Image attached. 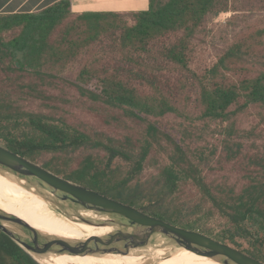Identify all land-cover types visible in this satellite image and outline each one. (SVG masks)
Instances as JSON below:
<instances>
[{
  "label": "trees",
  "instance_id": "16d2710c",
  "mask_svg": "<svg viewBox=\"0 0 264 264\" xmlns=\"http://www.w3.org/2000/svg\"><path fill=\"white\" fill-rule=\"evenodd\" d=\"M228 1L148 0L145 10L75 13L70 0H59L34 12L0 13L2 145L64 178L205 233L264 262V254L258 249L245 250L236 241L258 236L259 241L264 240V175L239 191L227 186L215 189L205 181L183 146L152 122H146L138 137L116 138L102 131L87 132L18 103L21 96L50 106L59 84L72 83L79 95L121 109L125 116L137 120H144L143 115L169 112L189 118L164 93L171 85L175 91L190 84L196 87L200 106L196 118L224 120L231 113L228 108L240 96L245 98L243 106L251 102L264 104V71L227 84L221 77L215 82L217 65L201 73L189 67V40L208 17L227 11ZM170 35H175L174 39L165 40ZM88 47H98L122 66H105L106 59L103 68L83 65L73 81L50 68L65 65ZM239 51V45H231L219 62ZM13 83L18 88L14 95L9 90ZM144 86L152 92L141 94L140 87ZM162 141L166 144V162L156 161V172L140 179L152 150L162 146ZM95 152L97 156H93ZM98 152H103V162ZM46 153L53 154V159L42 162L41 156ZM75 153L80 156L76 167L67 171L65 166L57 165L58 157ZM114 161L124 162L127 168L123 170L119 163L113 167ZM184 184H189L194 195L179 200ZM214 213L226 219L229 233L212 234L196 219ZM116 261L135 264L122 257ZM0 264L40 263L0 230Z\"/></svg>",
  "mask_w": 264,
  "mask_h": 264
},
{
  "label": "rangeland",
  "instance_id": "374dc122",
  "mask_svg": "<svg viewBox=\"0 0 264 264\" xmlns=\"http://www.w3.org/2000/svg\"><path fill=\"white\" fill-rule=\"evenodd\" d=\"M227 6V11L208 17L203 27L191 37L188 43V60L190 69L196 73H201L204 69L217 65V73L213 77L215 82H219L218 79L221 77L227 84H231L243 78H252L264 71V0H229ZM126 20L129 23L131 22L128 17ZM174 37L175 35H170L165 40H172ZM231 45H239L240 51L233 56L226 57L224 62L220 63L221 55ZM239 55L240 58H238ZM116 57L119 56L116 55ZM105 59V66L110 68L122 66L121 63H117L114 58L99 50L98 47H88L83 48L74 59L65 65L61 67L50 66V68L53 71H58L60 76L73 81L83 65L89 64L96 68H103ZM173 87L171 85L169 90L165 89L164 93L189 118L169 112L158 116L143 115L144 120H137L125 116L121 109L106 106L100 101H93L79 95L72 83L59 84L60 89L55 91L54 98L49 101L50 106H44L38 100L33 102L25 100L21 96L18 97V103L23 108L44 111L54 117L64 119L66 122L74 124L77 128L79 127L87 132L102 131L116 138H121L123 135L138 137L143 133L146 122H152L159 130L168 133L183 146L189 158L198 165L205 181L215 189L227 186L239 191L253 179H260L264 175V104L251 102L243 106L245 98L240 96L230 105L228 109L231 113L224 120L196 118L200 110V106L196 101V87L192 84L184 88L180 86L181 89L177 91ZM9 90L14 95L13 91L18 90V88L13 83ZM139 92L148 94L152 90L150 87L144 86L140 87ZM0 144H3L1 138ZM165 145V141H162V146H155L152 150L149 156V165L142 171L139 176L140 179L144 180L154 174L158 162H166L167 159L163 149ZM93 156H97L96 152L93 153ZM98 156L103 162V152H98ZM79 158L78 153L62 158L58 157L57 165L65 166L69 171L71 168L76 167ZM52 159L53 154L51 153L41 156L42 162ZM37 163L42 165L40 162ZM118 163L121 164L120 167L123 170L127 168L124 162L118 161H114L112 166L114 167ZM6 177L11 179L10 176L6 175ZM18 185L32 190L38 197L44 199L30 187L32 186L30 183L24 181V183H18ZM179 194V200L194 195L189 184H184ZM22 202H28V200L19 197L18 203ZM47 202L57 213L66 218V215L60 209H57L49 201ZM0 204L5 206L1 201ZM62 204L69 205V203ZM67 212V218L79 220L76 219L74 211L67 209ZM82 215L91 218L89 215ZM196 219L200 225L211 230L212 234L229 233L227 231L229 225L226 223V219L218 213L207 217L196 216ZM5 224L10 229H14L25 240L30 238L27 229L10 222ZM259 237L236 238V241L241 248L249 251L256 248L263 255L264 240L259 241ZM158 238L159 242L152 243L155 238L150 239L143 248L152 246L154 249H161L162 247L175 245L161 236H158ZM40 254H50V251ZM116 255L117 253L113 252L90 254L94 261L93 264H114L112 258ZM32 256L40 264H50L38 258L35 254ZM169 256H171V253L159 255L153 263H161ZM53 264H57L54 257Z\"/></svg>",
  "mask_w": 264,
  "mask_h": 264
},
{
  "label": "water",
  "instance_id": "95a60500",
  "mask_svg": "<svg viewBox=\"0 0 264 264\" xmlns=\"http://www.w3.org/2000/svg\"><path fill=\"white\" fill-rule=\"evenodd\" d=\"M0 169L21 180V183L24 181L30 183L32 185L30 187L60 209L66 215V219L95 227H112V230L107 233L82 240H73L44 234L15 215L0 209V230L31 255L47 251L69 255L139 252L146 249L143 247L150 239L161 236L169 243L175 244L169 246L185 249L220 264H264L259 259L212 236L176 225L126 202L64 178L1 144ZM61 202L69 203V205ZM67 209L74 211L76 219L79 220L67 218ZM82 214L89 215L91 218L84 217ZM6 222L27 229L30 238L25 240L16 231L10 229L5 224ZM172 256L171 253V256L167 258Z\"/></svg>",
  "mask_w": 264,
  "mask_h": 264
},
{
  "label": "bare ground",
  "instance_id": "6f19581e",
  "mask_svg": "<svg viewBox=\"0 0 264 264\" xmlns=\"http://www.w3.org/2000/svg\"><path fill=\"white\" fill-rule=\"evenodd\" d=\"M6 175L10 176L11 179L6 177ZM18 183H21V180L0 169V201L5 205L3 206L0 204V209L8 214L12 213L11 215H15L27 222L38 231L47 235L82 240L112 230L110 226L95 227L85 223L70 221L57 213L47 200H44L45 198L42 199L38 197L32 190L21 187ZM19 197L23 200H28V202L18 203ZM95 217L99 218V216ZM153 242H159V239L155 238L152 243ZM165 253H172L173 256L171 258H166L161 263H153V261L157 260V256ZM35 255L50 264H53V257L57 264H93L94 262L90 254L69 255L50 251V254ZM114 257L127 258L132 260L135 264H220L207 257L196 255L185 249L177 248L176 246L162 247L161 249H154L150 246L143 251H130ZM114 257L112 258L113 263L118 264Z\"/></svg>",
  "mask_w": 264,
  "mask_h": 264
},
{
  "label": "crops",
  "instance_id": "0c3cea01",
  "mask_svg": "<svg viewBox=\"0 0 264 264\" xmlns=\"http://www.w3.org/2000/svg\"><path fill=\"white\" fill-rule=\"evenodd\" d=\"M59 0H0V13L34 12ZM71 10L83 12H130L145 10L148 0H70Z\"/></svg>",
  "mask_w": 264,
  "mask_h": 264
},
{
  "label": "flooded vegetation",
  "instance_id": "af4514ba",
  "mask_svg": "<svg viewBox=\"0 0 264 264\" xmlns=\"http://www.w3.org/2000/svg\"><path fill=\"white\" fill-rule=\"evenodd\" d=\"M117 255H120V254L117 253Z\"/></svg>",
  "mask_w": 264,
  "mask_h": 264
}]
</instances>
